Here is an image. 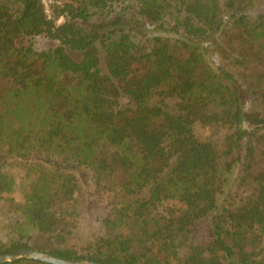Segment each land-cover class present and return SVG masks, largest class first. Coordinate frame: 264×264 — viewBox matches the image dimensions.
Masks as SVG:
<instances>
[{"label":"trees","instance_id":"obj_1","mask_svg":"<svg viewBox=\"0 0 264 264\" xmlns=\"http://www.w3.org/2000/svg\"><path fill=\"white\" fill-rule=\"evenodd\" d=\"M49 11L0 0V256L264 264V0Z\"/></svg>","mask_w":264,"mask_h":264},{"label":"rangeland","instance_id":"obj_2","mask_svg":"<svg viewBox=\"0 0 264 264\" xmlns=\"http://www.w3.org/2000/svg\"><path fill=\"white\" fill-rule=\"evenodd\" d=\"M30 45L33 48V50L35 52H42L45 51L49 48L55 47L57 45L56 42H53L49 39H47L46 37L43 36H39V37H34L32 39H30ZM200 134H205V131L199 130ZM12 173L15 175V177L18 179H20L21 177V173L18 172L16 169H13ZM22 178V177H21ZM20 182V181H19ZM19 182L17 184V186L15 187V191L13 196L15 197L16 200H20V196H21V190H20V186H19ZM88 201H91V204L93 203V200L91 198H88ZM88 203V207L91 205ZM86 207L85 209H83V213L82 215H78L77 220H78V225H79V232L84 236V237H88L93 235L94 233L99 234L100 232V226L95 223L90 215H91V211L90 208ZM208 230V224L207 222L202 223L200 226L195 228L194 231V236L195 237H200L202 236L206 231ZM1 236L4 235V230H1Z\"/></svg>","mask_w":264,"mask_h":264},{"label":"water","instance_id":"obj_3","mask_svg":"<svg viewBox=\"0 0 264 264\" xmlns=\"http://www.w3.org/2000/svg\"><path fill=\"white\" fill-rule=\"evenodd\" d=\"M17 259H31L47 264H98L88 261L62 260L48 254L33 250H17L7 255L0 256V264L13 262Z\"/></svg>","mask_w":264,"mask_h":264},{"label":"built area","instance_id":"obj_4","mask_svg":"<svg viewBox=\"0 0 264 264\" xmlns=\"http://www.w3.org/2000/svg\"><path fill=\"white\" fill-rule=\"evenodd\" d=\"M40 1L43 4V6L45 7V13L47 15H50L49 5L51 4V0H40Z\"/></svg>","mask_w":264,"mask_h":264}]
</instances>
